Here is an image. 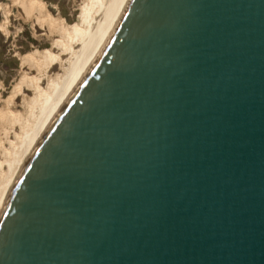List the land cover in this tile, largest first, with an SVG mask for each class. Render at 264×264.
<instances>
[{
  "label": "water",
  "instance_id": "1",
  "mask_svg": "<svg viewBox=\"0 0 264 264\" xmlns=\"http://www.w3.org/2000/svg\"><path fill=\"white\" fill-rule=\"evenodd\" d=\"M0 264H264V0H129L13 191Z\"/></svg>",
  "mask_w": 264,
  "mask_h": 264
},
{
  "label": "bare ground",
  "instance_id": "2",
  "mask_svg": "<svg viewBox=\"0 0 264 264\" xmlns=\"http://www.w3.org/2000/svg\"><path fill=\"white\" fill-rule=\"evenodd\" d=\"M76 2L79 19L68 27L52 20L42 0L12 1L32 21L34 35L46 37L51 47L35 58H22L24 77L6 101V112H0V220L30 159L97 60L129 0Z\"/></svg>",
  "mask_w": 264,
  "mask_h": 264
},
{
  "label": "rangeland",
  "instance_id": "3",
  "mask_svg": "<svg viewBox=\"0 0 264 264\" xmlns=\"http://www.w3.org/2000/svg\"><path fill=\"white\" fill-rule=\"evenodd\" d=\"M12 1L0 0L1 113L6 112V101L11 98L15 86L24 77L23 70H21L22 58H35L51 47V41L46 37L35 36L32 21L25 20L19 13L18 7L12 6ZM42 1L45 3L47 11L54 22H61L68 27H73L78 21L80 8L76 0ZM10 9L11 12L8 11ZM17 111L22 114L23 109L18 107Z\"/></svg>",
  "mask_w": 264,
  "mask_h": 264
}]
</instances>
